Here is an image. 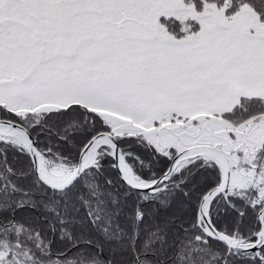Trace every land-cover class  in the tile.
I'll return each mask as SVG.
<instances>
[{
  "label": "snow or ice",
  "instance_id": "obj_1",
  "mask_svg": "<svg viewBox=\"0 0 264 264\" xmlns=\"http://www.w3.org/2000/svg\"><path fill=\"white\" fill-rule=\"evenodd\" d=\"M0 264H264V0H0Z\"/></svg>",
  "mask_w": 264,
  "mask_h": 264
}]
</instances>
